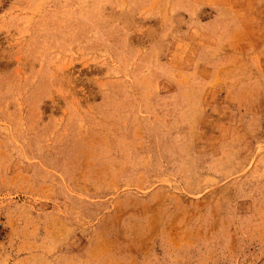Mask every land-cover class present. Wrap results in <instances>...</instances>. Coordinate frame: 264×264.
<instances>
[{"label":"rangeland","instance_id":"obj_1","mask_svg":"<svg viewBox=\"0 0 264 264\" xmlns=\"http://www.w3.org/2000/svg\"><path fill=\"white\" fill-rule=\"evenodd\" d=\"M0 264H264V0H0Z\"/></svg>","mask_w":264,"mask_h":264}]
</instances>
